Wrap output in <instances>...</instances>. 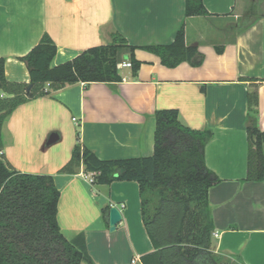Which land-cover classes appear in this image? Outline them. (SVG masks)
Masks as SVG:
<instances>
[{
    "label": "crops",
    "instance_id": "1",
    "mask_svg": "<svg viewBox=\"0 0 264 264\" xmlns=\"http://www.w3.org/2000/svg\"><path fill=\"white\" fill-rule=\"evenodd\" d=\"M203 1L211 15L186 18L185 0H0V57L11 82L30 83L20 57L44 33L58 47L53 64L59 65L108 44L115 31L133 46L170 44L185 20L186 42L203 56L197 66L167 67L138 48L136 77L132 68H122L117 83L70 85L20 105L4 123L0 155L21 172L54 176L61 231L68 240L83 232L95 264H141V256L154 250L142 220L139 185L91 184L83 165L74 174L59 171L72 157L78 132L100 159L151 156L155 112L171 108L185 126L214 131L205 148L206 164L221 180L209 189L213 251L240 264H264V180L245 181L248 93L254 87L264 131V14L245 28L238 19L251 2L241 9L238 0ZM263 1L255 0L256 8ZM129 59L130 53L124 54L123 60ZM111 207L122 215L114 231Z\"/></svg>",
    "mask_w": 264,
    "mask_h": 264
},
{
    "label": "trees",
    "instance_id": "2",
    "mask_svg": "<svg viewBox=\"0 0 264 264\" xmlns=\"http://www.w3.org/2000/svg\"><path fill=\"white\" fill-rule=\"evenodd\" d=\"M255 0L238 19L250 26L258 16ZM203 0H185V17L209 16ZM242 28V27H241ZM156 54L167 67L183 62L200 65L203 56L197 45L186 42V21L170 44L133 46L115 31L106 45L88 48L59 65L53 61L58 47L48 33L25 56L30 83L6 78V59L0 57V152L2 129L20 105L76 83L122 81L118 64L130 53L133 75L141 61L136 49ZM219 52L222 47H217ZM241 80L258 79L243 77ZM31 87L29 90L28 88ZM259 96L256 87L248 93V175L245 181L264 180V131L260 127ZM154 153L151 156L100 159L78 142L60 173L74 174L83 165L95 172L94 184L135 181L139 185L141 214L154 250L141 256V264H223L226 255L213 251L215 231L209 201L210 187L221 180L206 164L205 148L214 136L211 128L195 130L179 119L177 109L155 112ZM60 191L51 174L25 173L0 155V264H95L79 233L68 240L58 222Z\"/></svg>",
    "mask_w": 264,
    "mask_h": 264
},
{
    "label": "rangeland",
    "instance_id": "3",
    "mask_svg": "<svg viewBox=\"0 0 264 264\" xmlns=\"http://www.w3.org/2000/svg\"><path fill=\"white\" fill-rule=\"evenodd\" d=\"M238 1L241 9L242 7L245 8L248 7L251 2V0H238ZM241 9L239 11H243ZM254 11L256 15L264 14V1L259 3L258 7ZM222 262L223 264H240L236 257L227 256V255L222 258Z\"/></svg>",
    "mask_w": 264,
    "mask_h": 264
},
{
    "label": "water",
    "instance_id": "4",
    "mask_svg": "<svg viewBox=\"0 0 264 264\" xmlns=\"http://www.w3.org/2000/svg\"><path fill=\"white\" fill-rule=\"evenodd\" d=\"M31 87L28 88V90ZM122 215L117 207H111L109 211V223L110 229L114 231L116 229L117 224L121 221Z\"/></svg>",
    "mask_w": 264,
    "mask_h": 264
},
{
    "label": "built area",
    "instance_id": "5",
    "mask_svg": "<svg viewBox=\"0 0 264 264\" xmlns=\"http://www.w3.org/2000/svg\"><path fill=\"white\" fill-rule=\"evenodd\" d=\"M118 67L120 69L122 68H132V62L130 60H123L118 64ZM96 173L95 172H90L85 175V178H87L91 184H94ZM133 264L136 263V260L132 261Z\"/></svg>",
    "mask_w": 264,
    "mask_h": 264
}]
</instances>
